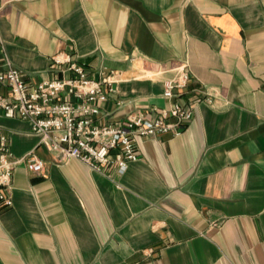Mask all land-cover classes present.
Wrapping results in <instances>:
<instances>
[{
	"label": "crops",
	"instance_id": "1",
	"mask_svg": "<svg viewBox=\"0 0 264 264\" xmlns=\"http://www.w3.org/2000/svg\"><path fill=\"white\" fill-rule=\"evenodd\" d=\"M70 53L115 92L102 122L168 109L182 134L139 140L125 172L90 169L0 109L16 166L0 205V264H264V0H0V61L31 84ZM0 93L9 95L5 88ZM43 162L39 174L27 161Z\"/></svg>",
	"mask_w": 264,
	"mask_h": 264
},
{
	"label": "built area",
	"instance_id": "2",
	"mask_svg": "<svg viewBox=\"0 0 264 264\" xmlns=\"http://www.w3.org/2000/svg\"><path fill=\"white\" fill-rule=\"evenodd\" d=\"M55 69L62 75L50 81L31 84L23 73L0 61V109L11 118L31 122L33 131L42 136V143L59 156V162L76 159L90 169L104 172L115 168L125 172L131 162L139 159L138 142L142 138L182 134L193 119V108L180 101L179 90L191 79L183 66L177 78L167 82L164 97L172 100L168 109L135 112L119 123L102 122L101 105L115 92L114 73H104L94 80L87 68L70 53L54 57ZM5 136H0V205L13 206L8 194L16 166ZM36 174L43 171V162L27 161Z\"/></svg>",
	"mask_w": 264,
	"mask_h": 264
}]
</instances>
